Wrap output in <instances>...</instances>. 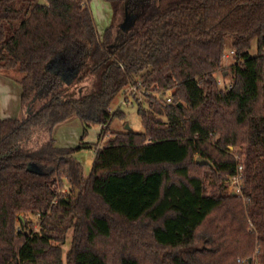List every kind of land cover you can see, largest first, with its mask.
I'll return each mask as SVG.
<instances>
[{
	"label": "trees",
	"instance_id": "trees-1",
	"mask_svg": "<svg viewBox=\"0 0 264 264\" xmlns=\"http://www.w3.org/2000/svg\"><path fill=\"white\" fill-rule=\"evenodd\" d=\"M104 1L100 36L91 0H0V76L25 112L0 119V264H264V0ZM139 84L144 132L111 133ZM73 118L80 145L61 146ZM96 124L110 137L85 177Z\"/></svg>",
	"mask_w": 264,
	"mask_h": 264
},
{
	"label": "rangeland",
	"instance_id": "rangeland-1",
	"mask_svg": "<svg viewBox=\"0 0 264 264\" xmlns=\"http://www.w3.org/2000/svg\"><path fill=\"white\" fill-rule=\"evenodd\" d=\"M91 11L93 14V18L97 25V29L99 35H103L105 30L109 28L112 24V16L113 12L111 7L108 3L104 0H91ZM125 17L121 18L118 21L117 25L120 26L121 32H127L130 27L131 23L129 21H125ZM124 23V24H123ZM117 29L115 28L113 31L112 42L117 34ZM251 57L257 55V43L254 42L251 51L249 52ZM228 62L232 60L233 55L231 52L227 53L226 56ZM227 62V63H228ZM219 80L223 82V76L221 73L218 74ZM230 81V80H229ZM93 84V82L91 83ZM224 85V82H223ZM20 86L16 82L12 80L0 79V119L2 118H22L25 116V112L21 108V91ZM140 95V94H139ZM141 96V97H140ZM139 98L143 100L142 95ZM110 110H112L113 114H115V118L111 123V133L116 132H124L126 130V126L129 125L131 130L135 133H143L144 127L142 124L141 117L139 116V108L136 104V101L133 95L130 98V101L125 100L124 93L122 92L119 96L115 99L114 103L112 104ZM60 125L57 130L58 136L60 137V145H64L66 147H75L80 145L84 134V125L80 122L78 118H73L67 123L64 127ZM102 125H92L87 129L86 136L83 140L84 143L88 144L91 148L84 149L78 154L79 159L85 161L89 157H95V150L98 145H103L106 139L110 137V134L105 139L102 138ZM57 137V131H56ZM231 151H236L233 147H230ZM235 152V153H236ZM83 157V159H82ZM198 158V157H197ZM196 158V160H197ZM87 168V167H86ZM87 170V169H86ZM90 170L85 172V177H88ZM68 190V187H67ZM227 191L230 192V184H228ZM30 221V229L34 231L40 230V217L33 216L32 214H25L24 215ZM73 235V229H69L66 234V244L63 245L62 249L64 252V256L68 253L71 247V240ZM256 260L258 259V250L255 252ZM248 259V258H246Z\"/></svg>",
	"mask_w": 264,
	"mask_h": 264
},
{
	"label": "built area",
	"instance_id": "built-area-1",
	"mask_svg": "<svg viewBox=\"0 0 264 264\" xmlns=\"http://www.w3.org/2000/svg\"><path fill=\"white\" fill-rule=\"evenodd\" d=\"M231 54H234V52H231ZM219 85L222 88H226V86L223 85L222 80H219ZM140 86H141V84H139V86H130V87H127L123 91L126 102L130 101V98H131L132 95H133L134 98L135 97L139 98V96L144 93V89H139ZM227 88L231 89V86H227ZM171 102H172V99L168 98L167 99V103H171ZM110 111H111V113H113L112 110H110ZM105 127L106 126H103L102 128H105ZM242 178H243V168L240 166L239 169H238L237 174L232 178V181L230 183V193L240 194V195L242 194ZM238 262L240 264H261L255 258L239 259Z\"/></svg>",
	"mask_w": 264,
	"mask_h": 264
},
{
	"label": "crops",
	"instance_id": "crops-1",
	"mask_svg": "<svg viewBox=\"0 0 264 264\" xmlns=\"http://www.w3.org/2000/svg\"><path fill=\"white\" fill-rule=\"evenodd\" d=\"M0 79H6V78H3V77H1L0 76ZM6 80H8V79H6ZM21 91V90H20ZM81 122V121H80ZM67 123H69V122H67ZM67 123H65V124H63L62 126L64 127ZM82 123V122H81ZM61 126V127H62ZM58 131L59 130H57V141H58V144L60 145V137L58 136ZM62 146V145H61ZM64 146V145H63ZM65 147V146H64ZM82 159H83V157H82ZM84 162V171L86 172L87 170H88V168H89V170H90V172H91V170H92V167H93V163H94V157H89L88 159H86L85 161H83ZM87 167V168H86ZM87 169V170H86ZM90 174V173H89ZM89 174H87V175H89Z\"/></svg>",
	"mask_w": 264,
	"mask_h": 264
},
{
	"label": "water",
	"instance_id": "water-1",
	"mask_svg": "<svg viewBox=\"0 0 264 264\" xmlns=\"http://www.w3.org/2000/svg\"><path fill=\"white\" fill-rule=\"evenodd\" d=\"M126 130H128V131L131 130L129 125L126 126ZM196 163L199 165H207V166H210L212 168L214 167L211 161L203 159L202 157H198L196 160Z\"/></svg>",
	"mask_w": 264,
	"mask_h": 264
}]
</instances>
